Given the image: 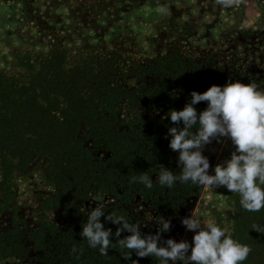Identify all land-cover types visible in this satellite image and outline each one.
<instances>
[{
    "label": "trees",
    "instance_id": "trees-1",
    "mask_svg": "<svg viewBox=\"0 0 264 264\" xmlns=\"http://www.w3.org/2000/svg\"><path fill=\"white\" fill-rule=\"evenodd\" d=\"M65 60L56 52L49 58L41 55L35 60L24 59L21 68L26 72L20 75L0 71V192H9L14 170L45 161L47 179L57 189L47 204L60 209L63 217L70 220L63 229L42 224L28 231L26 237L18 226L0 234V259H29L35 252L37 264H158L154 257L138 258L135 253L125 261L118 245L110 247L105 256L89 248L80 236L87 220L80 212L83 202L94 195H114L118 205L104 208L106 215L116 213L129 222H138L125 205L140 197L174 218L199 195L201 187L177 182L169 189L156 184L161 165L179 174L178 153L168 147L170 138L163 140L159 121L140 115L138 107L145 95L139 87L131 89L119 81L121 71L113 60L86 59L73 65ZM141 72L142 80L152 74L161 80L162 94L169 86L203 93L212 85L232 82V76L220 77L216 70L180 57L155 60ZM189 99L187 95L173 110H182ZM123 104L132 117L119 115ZM206 107L207 102H200L197 112ZM83 129L87 130L85 139L80 137ZM87 141L105 147L109 158L94 160L92 151L86 148ZM141 173L151 176V189L138 181ZM133 178H137L136 182ZM229 206V229L235 239L252 248L244 264H264V234L252 230L253 224L264 226V209L256 213L243 210L234 193ZM101 222L106 229H112L115 244L119 226L105 222L104 217ZM127 235L130 233L124 232L119 239ZM74 246L78 253H72Z\"/></svg>",
    "mask_w": 264,
    "mask_h": 264
},
{
    "label": "rangeland",
    "instance_id": "rangeland-1",
    "mask_svg": "<svg viewBox=\"0 0 264 264\" xmlns=\"http://www.w3.org/2000/svg\"><path fill=\"white\" fill-rule=\"evenodd\" d=\"M163 6L165 11L158 12ZM66 57L73 65L86 59L113 60L120 69L119 81L131 89H139L145 98L138 107L144 118L157 119L163 128V140L170 137L167 113L180 106L192 91L185 87H167L161 80L147 75L142 68L155 60L180 57L202 67L214 69L220 77L248 84L256 81L264 88V0H233L223 7L216 0H0V71L8 75L26 72L21 68L28 57L49 58L53 53ZM152 93V95H150ZM161 94V96H160ZM119 115L132 117L126 104ZM87 130L81 131L85 139ZM94 160L106 161L110 154L92 141L85 143ZM234 150L226 138L207 145L203 155L210 162L209 174L216 164L230 157ZM3 182L0 164V188ZM57 189L47 179L46 163L39 160L28 168L11 173L10 190L0 192V234L22 229L24 237L42 224L63 229L69 222L62 211L47 204ZM233 193L226 188H202L181 209L177 217L154 209L149 201L136 197L125 205L141 223L140 231L155 235L159 217L171 221V228L162 239L186 240L194 233L186 231L181 220L192 212L203 221L214 220L230 227L227 213ZM114 195H94L86 199L80 212L87 216L97 205L112 208L118 205ZM154 220L147 222L145 213ZM147 225V226H145ZM35 252L29 259H0V264H37Z\"/></svg>",
    "mask_w": 264,
    "mask_h": 264
},
{
    "label": "clouds",
    "instance_id": "clouds-1",
    "mask_svg": "<svg viewBox=\"0 0 264 264\" xmlns=\"http://www.w3.org/2000/svg\"><path fill=\"white\" fill-rule=\"evenodd\" d=\"M233 0H216L223 7H230ZM163 13V6L157 9ZM207 102V107L197 112L196 105ZM175 126L168 127V147L178 153L179 174L159 166L156 184L171 189L177 182L195 185L210 190L221 187L237 194L240 207L247 212L264 209V88L256 81L243 84L228 82L223 86L212 85L203 93L192 91L190 99L182 110L167 113ZM219 138L229 140L234 148L230 157L216 164L209 174L210 162L203 152L207 145ZM137 178H133L136 182ZM138 181L148 189L153 180L147 173H141ZM118 225L115 232L117 242L112 243L111 228L101 222ZM145 220H154L150 212ZM157 232L145 235L139 230L141 223L129 222L123 215H106L103 205L87 212L80 236L87 246L98 249L105 256L110 247L119 246L125 261L132 258L154 257L158 264H244L252 248L235 239L230 229L214 220L203 221L193 212L181 220L186 231L193 232L191 243L186 240L162 239V234L171 228V221L155 218ZM147 226V225H145ZM252 230L264 234V226L253 224ZM130 235L119 239L122 233ZM74 246L72 253H78ZM78 258V257H77ZM138 264V261H132Z\"/></svg>",
    "mask_w": 264,
    "mask_h": 264
}]
</instances>
